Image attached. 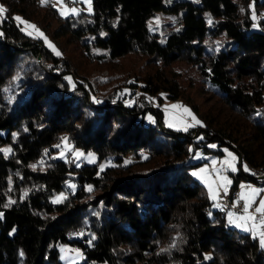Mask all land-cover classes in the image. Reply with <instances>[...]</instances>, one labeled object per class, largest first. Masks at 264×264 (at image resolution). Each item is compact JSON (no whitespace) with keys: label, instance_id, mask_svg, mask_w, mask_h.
Instances as JSON below:
<instances>
[{"label":"trees","instance_id":"16d2710c","mask_svg":"<svg viewBox=\"0 0 264 264\" xmlns=\"http://www.w3.org/2000/svg\"><path fill=\"white\" fill-rule=\"evenodd\" d=\"M0 6V149L12 150L0 152V264H61L58 243L79 248L82 264H264L256 237L211 207L189 160L196 149L220 153L206 145L216 141L251 171L264 169V0H92L91 13L67 17L39 0ZM162 10L172 19L149 32L147 19ZM16 16L60 55L22 31ZM60 42L76 43L83 59L114 74H84ZM128 55L132 64L117 67ZM188 88L216 103L201 109ZM159 92L188 105L201 124L164 127L149 103ZM62 134L96 161H39ZM103 159L110 164L99 169ZM239 177L260 184L238 172L230 190ZM67 180L75 185L67 199L50 201Z\"/></svg>","mask_w":264,"mask_h":264},{"label":"rangeland","instance_id":"374dc122","mask_svg":"<svg viewBox=\"0 0 264 264\" xmlns=\"http://www.w3.org/2000/svg\"><path fill=\"white\" fill-rule=\"evenodd\" d=\"M69 1H71V5H68L65 3V5L62 6L61 4L56 3V0H51V4L56 3V6H55L56 9H60L64 6H66L69 9L75 7L79 10V12H82L83 14L89 13L87 4H85L83 2H74V0H69ZM39 2H40V0H39ZM43 13L44 12L42 9L37 8L36 14L34 15V19H37V20L41 19ZM58 13H59V11H58ZM171 19H172V15L167 10H162L160 12L155 13L154 15L150 16L147 19V27H148L149 32L160 33V30L163 28L162 23H164V21H166V20L170 21ZM22 20L33 25V23L31 21H27L25 19H22ZM18 23L20 24L22 29H24L25 31H28V32H32L34 36L38 37L41 40L42 44H44L51 52L55 53L52 50V48L48 47V45L45 43V40L43 37H40L33 29L28 28L25 24H22L20 22H18ZM36 28H38V27L36 26ZM38 29L40 30V32H42V30L40 28H38ZM44 36L47 37V40L52 45H54L56 50L58 51L57 46L52 42V40L46 34H44ZM60 44L63 45V47L65 49V53L67 54V56H70V58L73 60V62H77V65L79 66V68H81V70L84 74H86L88 76H94L96 74H100V75L114 74L115 70H112L110 68H109L110 69L109 70L108 68L105 67V65H102L100 63H96V62L91 61V60H87L85 58L83 59L81 57V52H79L80 49L76 43L72 42V43H67L65 45V44H63V42H60ZM132 59L134 60V57L132 55L126 56L125 58L122 59L120 66H117V67H119V68L129 67L132 64ZM190 88L186 89V91L188 92V94L189 93L192 94V95L191 94L190 95H191L193 101L196 102L197 105L201 109H203L205 106L209 105V103H212V102L216 103L215 98H211L210 96H199L198 93L195 95L194 89H190ZM92 90L93 89H91L90 91H92ZM125 94L127 96L128 91H126ZM157 95H159L158 101H157V99H155V96H152L151 98H149V103L153 107L157 106L160 109V119H161V123L163 124V126L166 128L176 130V131L184 132V130H183L184 126L186 124L193 123L191 120V117L188 116V114L186 112H184V108L191 110L189 108V106L181 103L180 101H178L176 99L171 100V99L165 98V96L162 92L157 93ZM93 97H97V96L95 94H93ZM202 98H203V100H202ZM125 100H126V103H130L132 101L131 99H128V98H126ZM173 105H178V107L173 108L172 107ZM145 118L146 119L151 118L149 120L152 121L154 118V115L152 113L148 112L145 114ZM169 124H172L173 126L169 127L168 126ZM62 137H67V136H66V134L60 135L58 137V139L51 145V147H52L51 149L46 148L44 150L42 157L39 158V161H43V160L50 157V158L69 159V160H72V162H74L75 164L90 163L84 157H81L79 160H77L75 155H74V152L76 150H79L80 152H82L85 157L87 156L88 153H91L93 155V157L95 158L94 162L96 161L97 157L93 151H90V150L84 151L79 147H75L72 145V143L69 139L66 142L62 141ZM216 144H217L216 141H207L206 142V145L208 147L210 145H215V147H209V148H213V149L218 148L221 150L220 153L211 152V153L207 154V153H204L203 151H201L200 149H196L190 155L189 160L194 163V165H192L190 168V173L192 175L193 172H198L202 168L206 169L205 172L200 173V176L202 178H198L197 176H193V175H192V177L194 179H196L197 181H199L203 185L205 192L207 193V196L209 198H210L209 185L212 187L214 192L218 193V195L215 197V199L210 198L211 199V207L212 208H221V204H220L219 200L222 197V195L225 194V191L223 188L219 187V185L222 183V181L219 179V177L220 176H227L228 179L231 180V182H232V174H235L238 172L239 173L242 172L244 174H249L251 170L249 169L248 166L247 167H248L249 171L244 170V166L247 164L245 163V161L241 157H239L238 153L236 152V150L232 146H230L229 144H226V143H223L220 145H216ZM57 146H59V147H57ZM7 148H8L7 146H3V149H7ZM225 149H227L228 152L233 153L237 157V161L235 162L237 170L235 172H232L229 168H227L226 165H223L221 163L222 161L230 159V157H228ZM213 161H216V163L213 164L212 163ZM108 164H110V160L109 159H103L98 163V168L100 169V168H102L101 166L104 167ZM214 169H215V171H214ZM69 185H74V184L70 180L65 181L64 188L61 189L60 191L50 195L49 200L53 202V200L55 198H57L58 196H60L61 193L65 194L67 190L72 191L74 188L69 187ZM230 185L231 184L226 186L227 192H228ZM236 188H237V193H238V194L237 193L236 194H237V197H239V198H241L243 196L245 198H251L252 200H254L258 197H260V200L264 199V187L262 185L256 183L253 180H245V179L239 177L237 179ZM252 188L259 189L261 191H259L256 194H253L251 192ZM243 201L245 203L244 199H243ZM216 205H219V207H217ZM229 212H232V211L224 210V217H225V221H226L227 225L236 228L240 232H248L251 237H256L257 244L259 247H261L260 238H259L258 234L254 236L251 230L250 231H244L242 228L236 227L235 224L229 223V217H228ZM232 213H234V212H232ZM234 214L236 216H241V215H238L236 213H234ZM242 215H244V213ZM256 223L259 224V219L256 220ZM249 228L251 229V222H249ZM257 231L258 232L261 231V227ZM73 236L82 237V232H80V231L75 232V233H73ZM57 250H58V258H59L61 264H82L83 259L81 258V256H77L76 251H75V250H79V248L72 246L70 244H67V243H58L57 244ZM79 253H80V250H79ZM84 264H92V263L87 262Z\"/></svg>","mask_w":264,"mask_h":264},{"label":"snow or ice","instance_id":"6c2138e0","mask_svg":"<svg viewBox=\"0 0 264 264\" xmlns=\"http://www.w3.org/2000/svg\"><path fill=\"white\" fill-rule=\"evenodd\" d=\"M40 2L43 5L45 3H51V0H40ZM74 2H83V3L87 4L88 5V12L91 13V11H92V8H91L92 0H74ZM56 3H59L63 6V5H65V0H56ZM56 3H53L52 6L55 7ZM57 10L59 11V13L62 17H67L68 15H73V16L79 15V10L75 7L69 9L66 6H64L60 9H57ZM5 12H6V9L3 6H0V19H2L4 17ZM14 19L17 20L18 22L22 23V24H25L28 28L33 29L40 37L44 38L45 43L48 45V47L52 48V50L56 53V55H60V52L56 50L55 46L52 45L47 40V37H45L44 34L42 32H40V30L38 28H36L35 25L29 24L28 22L23 21L22 18L19 16L14 17ZM253 19H255V14L253 15ZM209 22L211 23V21H209ZM255 26L256 25H253V27H255ZM21 30L24 31V29H21ZM27 34L32 35L33 33L28 32ZM0 35H2V33H0ZM65 79L69 80V83H71V78L66 77ZM97 102H99V101H97ZM172 107L175 108V107H178V105H173ZM184 112H186L188 114V116L191 117V120L193 122L190 124H186L183 128L184 131H187V129L189 127H194L195 125L201 124V122L195 117V115L191 112V110L184 108ZM257 115L259 116V115H261V113L258 112ZM149 119H151V118H149ZM168 126L172 127L173 125L169 124ZM67 140H68L67 137H62V141L66 142ZM57 147H59V146H57ZM209 147H215V145H210ZM11 151H12L11 148L0 149V152H3L5 154L6 158H7L8 154L11 153ZM225 151L227 152V155H228V157H230V159L222 161L221 163L223 165H226L227 168H229L232 172H235L237 170L236 164H235V162L237 161V157L233 153L228 152L227 149H225ZM74 155H75L77 160H79L81 157H84L90 163L94 162V160H95V158L93 157V155L91 153H88L87 156L85 157L84 154L82 152H80L79 150H76L74 152ZM212 163L215 164L216 161H213ZM76 166L79 167L80 165L77 164ZM32 167L35 168V166H32ZM101 167L103 168V166H101ZM244 170L249 171L247 165L244 166ZM205 171H206V169L202 168L198 172H193L192 175L197 176L198 178H202L200 176V173H203ZM214 171H215V169H214ZM219 179L222 181V183L219 185V187L223 188L225 193H226L227 192L226 186L231 184V180H229L227 176H220ZM69 187L74 188L75 185H69ZM88 190L91 191V186H88ZM259 191H261V190L255 189V188L251 189V192L253 194L258 193ZM25 195H27V193H25ZM209 195H210V198H212V199H215V197L218 195L217 192L213 191V189L210 185H209ZM241 198L245 200V203L243 205L244 215L236 216L234 213L229 212L228 213L229 223L235 224L236 227L242 228L244 231H250L251 230L254 236L258 234L259 238H260L261 247L264 248V231H259V232L257 231L260 227H264V199H261L259 201V206L256 207L254 210L255 213L261 214L259 217V224H257L256 223L257 217L254 214H249V208L252 206L254 201L251 198H245L243 196ZM66 199H67V197L63 193H61L60 196H58L57 198H55L53 200V203H57V204L62 203ZM14 203H15V201L9 200V202L7 204H5L4 207H9L11 204H14ZM216 206L219 207V205H216ZM235 206L236 205L233 204V207H235ZM2 215L3 214L0 213V217H2ZM249 222H251V229L249 228ZM94 239H95V237L93 236L92 240H94ZM92 240H89V244L92 243ZM170 247H175V238L173 240V243L170 245ZM75 251H76L77 256H81V254L79 253V250H75ZM161 251H166V249H162ZM205 258L207 259L208 257H205Z\"/></svg>","mask_w":264,"mask_h":264},{"label":"built area","instance_id":"2783aa9c","mask_svg":"<svg viewBox=\"0 0 264 264\" xmlns=\"http://www.w3.org/2000/svg\"><path fill=\"white\" fill-rule=\"evenodd\" d=\"M66 4L71 5V1L66 0L65 1ZM93 100H97L100 102L98 97H93ZM251 174L256 175L259 179H260V185H262L264 187V172L261 171H250ZM237 188L234 187L233 189H228V192H226L225 194L222 195V197L220 198V204L221 206H223L224 210H230L238 215H241L244 211H243V205H244V201L243 199L237 197ZM234 198V201H231V199ZM233 204H235L236 206L233 207ZM254 204H252V206L249 208V212L251 214H254L257 219H259L260 217V213H255L254 211Z\"/></svg>","mask_w":264,"mask_h":264},{"label":"crops","instance_id":"0c3cea01","mask_svg":"<svg viewBox=\"0 0 264 264\" xmlns=\"http://www.w3.org/2000/svg\"><path fill=\"white\" fill-rule=\"evenodd\" d=\"M238 194V193H237ZM231 201H234V198L233 199H231ZM254 201V209L256 208V207H258L259 206V201H260V197H258V198H256V199H254L253 200ZM244 213V212H243ZM242 213V214H243ZM241 214V215H242ZM249 214H251L250 212H249ZM258 220V219H257ZM261 231H264V227H261Z\"/></svg>","mask_w":264,"mask_h":264},{"label":"bare ground","instance_id":"6f19581e","mask_svg":"<svg viewBox=\"0 0 264 264\" xmlns=\"http://www.w3.org/2000/svg\"><path fill=\"white\" fill-rule=\"evenodd\" d=\"M95 101H97V100H95ZM253 171H261V172H264V169H256V170H253ZM253 176H254L256 179H258L259 182H260V179H259L256 175L253 174ZM222 207H223V206H222Z\"/></svg>","mask_w":264,"mask_h":264}]
</instances>
